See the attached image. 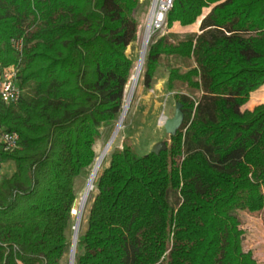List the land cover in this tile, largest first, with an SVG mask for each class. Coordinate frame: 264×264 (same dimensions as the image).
I'll use <instances>...</instances> for the list:
<instances>
[{
	"label": "trees",
	"instance_id": "16d2710c",
	"mask_svg": "<svg viewBox=\"0 0 264 264\" xmlns=\"http://www.w3.org/2000/svg\"><path fill=\"white\" fill-rule=\"evenodd\" d=\"M141 3L0 0V63L17 64L22 91L0 105L18 134L0 151L13 167L0 177V264H61L70 250L75 179L122 111ZM199 17L198 31L153 36L142 67L150 89L165 60L182 124L157 154L125 139L109 153L74 264H256L239 213L264 225V103L240 107L264 85V0H172L165 27Z\"/></svg>",
	"mask_w": 264,
	"mask_h": 264
},
{
	"label": "rangeland",
	"instance_id": "374dc122",
	"mask_svg": "<svg viewBox=\"0 0 264 264\" xmlns=\"http://www.w3.org/2000/svg\"><path fill=\"white\" fill-rule=\"evenodd\" d=\"M141 1L142 3L135 11V18L138 22L137 38L126 49V53L133 60V67L131 69V74L140 57L141 48H142L141 36H142L143 28L145 26L146 18L153 4V0H141ZM208 10L209 8H204L202 10V15L207 13ZM200 18L201 17H199L197 22L191 26L181 27L177 23H175L170 29H166L165 21H164L163 26L159 30H155V32L151 36V39L153 38V36L158 37L167 31H171L179 36L185 35L186 33L198 31ZM167 69H168V65L166 64L165 60H163L159 68L157 69L153 85L150 89L145 88L143 85V77H142L143 70L141 69L140 77L136 89L131 98V102L129 104L127 113L121 124V127L119 128L115 136V140L113 144L111 145L108 153L105 155L103 165L108 164L107 159L109 153L113 150V148L121 147L122 141L124 139L130 142L136 148V151L139 154H144L150 151V148L153 145V143L157 141L162 140V141H166L167 143L169 142L170 135H167L165 133L164 128L162 126V122L164 118L171 117L173 115L175 100L172 97V92L168 91L165 86ZM125 95L126 93L124 91V100H125ZM124 100H123V104H124ZM260 103H264V87H262L260 90L254 92L251 95L249 105L255 106ZM251 106L249 107L253 108ZM117 120H115L113 123L109 125H103L100 128L101 134L99 135V138L94 145L96 157L100 155L102 148H104L109 137L111 136L114 127L117 123ZM92 168L87 172L82 171L75 179V190L77 197L74 203L75 207L73 211V217H71L70 228L68 230V237L70 242L72 241L73 238V233H74L73 226L76 222L75 210L78 207L79 198L84 194L85 189L87 188L89 182L88 180L90 178ZM12 170L13 167L10 163H4L1 166L2 175L10 174ZM96 178L97 177H95V181ZM94 193H95V186L93 185V189L89 194L90 196L88 195V200L89 199L91 200V196H93ZM87 211H88V201L82 213V218L78 229V235L81 234L86 228ZM239 215L242 222L240 228L243 230L244 249L252 251L253 257L256 260V264H264V225L261 216L260 215L253 216L245 212L239 213ZM69 251L70 250H68L64 255L61 264H69Z\"/></svg>",
	"mask_w": 264,
	"mask_h": 264
},
{
	"label": "bare ground",
	"instance_id": "6f19581e",
	"mask_svg": "<svg viewBox=\"0 0 264 264\" xmlns=\"http://www.w3.org/2000/svg\"><path fill=\"white\" fill-rule=\"evenodd\" d=\"M165 3H166V0H153V4L151 3L152 6H151L150 12L146 18L145 26L143 28V32H142V36H141L142 48H141L140 57H139L136 65L133 69V72L129 78V82L125 86L126 87V89H125L126 95H125V100H124V104H123V109H122V111L118 117L117 123L114 127V130H113L111 136L109 137L104 148H102L100 155L98 157H96V161H95L94 166L92 168L87 188L85 189L84 194L79 198L78 207L75 210L76 222H75L74 227H73L74 233H73V238H72V246L70 249V252H71L70 253L71 254L70 264H74V257H75V253H76L77 239H78V229H79V225L81 222L82 213H83V211L85 209V205L88 201V195L91 193V191L93 189L95 177H97V175L99 174L101 167L103 165L105 155L108 153L111 145L113 144V142L115 140V136H116L119 128L121 127V124H122V122L125 118V115L127 113L129 104L131 102V98L133 96V93L136 89V86H137V83H138V80L140 77V72H141V69L143 66L144 55H145V52H146L148 45L151 41V36L155 32V30H159L164 24L165 10L163 9V7H164Z\"/></svg>",
	"mask_w": 264,
	"mask_h": 264
},
{
	"label": "built area",
	"instance_id": "2783aa9c",
	"mask_svg": "<svg viewBox=\"0 0 264 264\" xmlns=\"http://www.w3.org/2000/svg\"><path fill=\"white\" fill-rule=\"evenodd\" d=\"M171 4L172 0H166L163 7L165 17ZM11 43L14 49L20 53L22 50V40H12ZM18 70L19 68L16 63L8 65L0 63V105L16 104L19 101L22 91L16 83ZM17 142L18 134L16 132L7 131L0 126V151H12L17 147ZM1 166L2 164H0V177L2 175ZM73 211L72 209L71 214Z\"/></svg>",
	"mask_w": 264,
	"mask_h": 264
},
{
	"label": "water",
	"instance_id": "95a60500",
	"mask_svg": "<svg viewBox=\"0 0 264 264\" xmlns=\"http://www.w3.org/2000/svg\"><path fill=\"white\" fill-rule=\"evenodd\" d=\"M144 57H145V55H144ZM182 121H183V112L181 110V103L175 102L173 115L171 117L164 118V120L162 122V126L164 128L165 133L167 135H170V136L175 135L178 128L182 124ZM166 148H167L166 142L160 140V141L153 143L149 152L157 154L161 150H165ZM71 246H72V241H71L70 249H71ZM70 253L71 252L69 251V264L71 262V259H70L71 254Z\"/></svg>",
	"mask_w": 264,
	"mask_h": 264
},
{
	"label": "crops",
	"instance_id": "0c3cea01",
	"mask_svg": "<svg viewBox=\"0 0 264 264\" xmlns=\"http://www.w3.org/2000/svg\"><path fill=\"white\" fill-rule=\"evenodd\" d=\"M174 24H175V23H174ZM174 24H173V25H174ZM177 24H178V23H177ZM173 25H172V26H173ZM178 25H179V24H178ZM179 26H180V25H179ZM262 87H264V85H262L261 87H259L257 90L253 91V92L250 94V97H249V99L247 100V102H246L245 104H243V105L240 107L241 110H244V109H252V108L249 107V106H251V105H249L251 95H252L254 92L260 90ZM251 107H254V106H251Z\"/></svg>",
	"mask_w": 264,
	"mask_h": 264
}]
</instances>
